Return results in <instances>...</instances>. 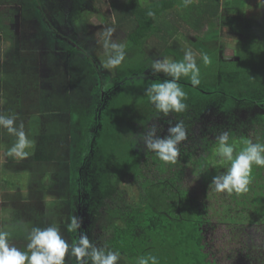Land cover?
<instances>
[{"label": "rangeland", "instance_id": "obj_1", "mask_svg": "<svg viewBox=\"0 0 264 264\" xmlns=\"http://www.w3.org/2000/svg\"><path fill=\"white\" fill-rule=\"evenodd\" d=\"M25 1L0 0V70L6 73L0 81L1 113L17 114V124L23 123L30 141L25 149V157H11L7 155L6 140L8 138L12 144L15 138L7 133L0 135V227L12 232L11 243L19 249L27 244L24 230L31 226L56 224L63 238L73 243L66 225L69 216L74 213L83 219L81 231L84 232L83 228L87 230L89 240L97 247L106 248L104 240L110 235V230L100 226L97 215L98 208L104 205V195L112 190L113 162H120L127 147L137 144L138 136L155 117H165L157 114L144 94L149 84L169 79L149 77L152 61L163 58L179 61L188 50L196 57L201 84L193 87L182 77L179 84L187 93L184 101L187 109L168 115L175 116L177 121L182 120L188 127L203 114L204 108L213 109L221 100L211 91L232 92L240 97L259 96L263 91L250 90V84L246 83H251V80L248 81L246 77H264V5H260L258 0L246 1L243 15L238 20L245 19L237 22L236 30L224 26L220 34L208 26L198 36L194 28L190 33L189 25L185 24L187 30H183L185 25L182 24V27L179 21L174 20L175 24H179L177 39L173 38L168 48L160 49L167 52H157L155 49L149 52L145 48L150 47L149 41L144 47L134 45L127 38V24L125 28L113 26L111 40L126 45V56L118 68H102L100 72V69L96 71L94 62L99 60L104 65L108 59L104 48L105 28L111 27V23L118 25L110 0H105L108 6L102 4V11L85 2L70 20L53 17L56 13L53 9L56 11L59 5L65 8L68 17L73 13L69 0L65 5L63 0L60 4L59 0H39L45 17L55 22V28L62 35L71 36L77 49H80L67 50L68 53L55 50L56 56L51 50L52 42L50 51L46 48L44 51L47 52L37 54L36 51L43 48L39 37L40 46L37 45L36 49L32 47L36 43L32 38H36L39 29L34 22L39 20L30 18L32 9ZM98 1L100 3L92 2V5L95 7L104 2ZM66 25L70 28L66 29ZM224 32H230L233 37L222 36ZM158 40L154 38L150 43ZM66 45L73 47L71 43ZM202 53L209 57L207 65L200 59ZM237 56L242 60L239 61ZM247 58H253L251 61L254 64L246 61ZM139 73L143 76H137ZM0 74L3 77L4 73ZM131 75L135 77L127 79ZM113 84H118L117 89L113 90L99 110L100 98ZM238 113L243 120L254 111L241 109ZM211 117L209 121L221 120L220 115ZM95 131L92 160L82 168L79 165L83 151H88ZM249 135L256 139L253 130ZM187 166L185 185L203 200L202 181L192 159L187 161ZM81 187L84 199L77 198ZM138 193L137 185L126 178L119 184L116 196L134 203ZM223 198L233 200L230 194L220 193L207 202L219 208L216 200ZM78 200L86 201L81 216L78 215ZM232 207L239 210L236 204ZM224 210L222 206L221 212ZM213 220L215 227L214 224L206 225V239L221 264H264V225L242 223L233 232L226 223ZM252 250L255 251L254 257H248ZM66 261L67 264H74L72 258L67 256Z\"/></svg>", "mask_w": 264, "mask_h": 264}, {"label": "trees", "instance_id": "obj_2", "mask_svg": "<svg viewBox=\"0 0 264 264\" xmlns=\"http://www.w3.org/2000/svg\"><path fill=\"white\" fill-rule=\"evenodd\" d=\"M12 1L22 2V0ZM246 1L248 0H188L186 3V0H110L118 24L111 23V27L125 28L124 26L127 24V38L134 45L144 47L149 41L150 47H145L146 50L155 49L154 51L157 52H167L168 50L160 51V49L162 47L168 48L167 46L176 36L179 29L177 25L179 24H175L174 20L179 21L182 27V24L189 25V32L195 29L198 36L208 26L216 29L218 33L224 26L230 27L233 31L236 30L237 22H242L245 19L238 20L243 15V7H245ZM60 2L61 0H59V4ZM85 2H89L93 8L98 7L101 11L104 10L102 4L108 6L105 0L95 7L92 2L95 4V2L100 3V1L72 0L70 6L74 11L73 13L70 12L69 17L61 5L55 8L57 9L55 16L63 20H70L74 13L81 10L82 4ZM25 4L32 9L30 18L39 20L34 22L39 27L36 38H32L33 41L36 40L34 45L40 46L39 37L42 39L43 49H50L51 42L53 43L51 48L55 43L66 46L67 41L58 36L59 33L55 26H52L48 18L45 17L40 1L26 0ZM23 7L25 6L23 5ZM53 11L55 10L53 9ZM149 12L153 15L150 16ZM166 12L170 14H164ZM187 25L184 26L183 30H187ZM222 36L233 37L230 32L227 34L224 32ZM154 38L159 39L158 42L150 43V40L154 41ZM237 48L240 53L238 45ZM72 49L73 51H80L76 46L70 48L71 51ZM237 59L242 60L240 57ZM247 60L250 64H254L251 61L253 58L251 60L247 58ZM95 61L94 64L97 69L95 70L100 69L101 72L102 68L105 67L99 60ZM236 72L239 75V71ZM0 73H4L3 77L0 74L1 81L5 78L6 73L2 70ZM140 75L143 76L140 73L137 76ZM131 77H135V75L128 76L127 79ZM149 77L169 78L164 74H153L152 72H149ZM246 78L248 81L251 80V83H246L250 84V90L256 92L261 89L263 94L254 95L250 98L247 96L240 97L232 92L211 91L210 93L219 95L221 100L213 108L214 110L211 107L204 108L203 114L199 118L197 117V121H194L191 127L185 125L188 135L187 139L179 145L180 155L176 163L166 164L162 162L153 152L144 148L141 140V136L151 125L157 126V135H166L169 125L178 122L173 115L167 118L159 115L155 117V120L147 125L138 136L135 141L138 145L133 144V147H127L122 160L113 162L115 170L112 171V190L108 195H104V205L101 209L98 208L99 212L96 215L99 217L100 226L104 230H110V235L104 240L105 249L120 253L118 264H138L140 257L152 256L156 258L155 264H221L218 257L213 254L212 248L209 246L210 243L206 239L207 226L214 224L213 219H218L219 223H226L233 232L242 223L264 225V167L253 166L251 183L247 192L240 194L233 192L230 194L233 200L224 198L223 200H216L219 208L214 207L213 203L207 202L210 198L218 197L220 194L214 190V186H210L212 177L226 170L228 166L227 164L222 165L216 154V138L222 132H229V142L234 146V155L245 147V141L249 139L254 143H264V77L251 75ZM117 87L118 84H113L109 91L106 90L103 93L98 106L99 110L103 108L108 97ZM1 108L0 99V113ZM241 109H250L254 113H250L247 119L242 120L238 113ZM216 115H220V121L208 120L212 118L211 116ZM252 130L255 132L256 139H252L249 135ZM96 132L89 142L88 151H83L84 155L79 165L82 168L92 160L94 151L92 139H94ZM0 135H5V132H0ZM6 144L9 149L11 143L8 138ZM191 159L202 181L203 193L205 194L203 200L194 195L193 190L185 185L187 161ZM126 178L132 179L139 189L138 199L134 203L116 196L119 184ZM81 181L83 180L81 179ZM79 197L84 199L83 187L78 190L77 198ZM85 202L84 200L77 201L78 215L80 216L83 214ZM234 204L239 207V210L232 207ZM222 206L225 207L223 212H221ZM83 230L87 232L85 228ZM81 232V229L77 232H71L73 243L78 241ZM260 248L263 247L260 246ZM20 249L26 251V245H22ZM253 252L255 253L252 250L250 254H247L248 257H254ZM72 261L75 264L74 258ZM149 264H153V262L149 260Z\"/></svg>", "mask_w": 264, "mask_h": 264}, {"label": "clouds", "instance_id": "obj_3", "mask_svg": "<svg viewBox=\"0 0 264 264\" xmlns=\"http://www.w3.org/2000/svg\"><path fill=\"white\" fill-rule=\"evenodd\" d=\"M258 3L264 5V0H258ZM149 15L153 13L149 12ZM113 33V27L105 28L104 48L108 59L103 67L109 70L118 68L126 56V45L112 42ZM200 59L205 65L210 62L206 53H202ZM150 69L153 74L163 73L169 77L162 82L149 84L144 90L157 114L166 117L169 113L184 112L187 109L184 102L187 93L179 81L184 77L193 87L201 84L200 68L193 52L185 51L179 61L169 58L153 60ZM17 119L15 113H0V132L15 138L7 155L23 158L27 155L25 149L29 147L30 141L23 123L17 124ZM187 135L185 124L181 120L169 125L164 136L157 135V126L151 125L143 133L141 140L144 148L153 152L159 160L166 164H174L180 155L179 145L187 139ZM229 141L230 135L227 131L216 138V154L220 158V163L228 166L226 170L212 177L210 186H214V190L219 193L240 194L248 191L253 166L264 167V143H254L249 139L245 141V147L234 155V146ZM82 224L83 219L73 213L69 216L67 231L77 232L82 229ZM24 233L27 241L26 251L11 243V231L6 227H0V264H67L66 256L74 258L75 264H118L120 261L118 251L97 247L89 240L86 232H81L78 241L74 243H69L63 238L56 224L47 227L31 226L25 228ZM149 260L155 264L156 258L140 257L138 264H149Z\"/></svg>", "mask_w": 264, "mask_h": 264}, {"label": "crops", "instance_id": "obj_4", "mask_svg": "<svg viewBox=\"0 0 264 264\" xmlns=\"http://www.w3.org/2000/svg\"><path fill=\"white\" fill-rule=\"evenodd\" d=\"M57 31H58V30H57ZM58 33H59L58 36L64 38L65 41H67V43H71L73 46H75L74 41H73V38H71V36H66V35H64V34L62 35L59 31H58ZM75 43H77V42L75 41ZM99 44H100V43H99ZM54 45H55V44H54ZM54 45H53V47L51 48V50H52V52H53V56H56V55H55V50H56V51L61 50L63 53H64V51H66V52L68 53L67 50H69V51L71 52L70 48H68L67 45L64 46L63 44H60V43L57 44L56 47H55ZM35 47H37V45H33V48H35ZM44 50H47V49H43V48H42V50L39 49V51H36V52H37V54L42 55V54H44L45 52H47V51H44ZM48 50L50 51V49H48ZM59 56H60V55H59ZM48 57H49V56H48Z\"/></svg>", "mask_w": 264, "mask_h": 264}, {"label": "flooded vegetation", "instance_id": "obj_5", "mask_svg": "<svg viewBox=\"0 0 264 264\" xmlns=\"http://www.w3.org/2000/svg\"><path fill=\"white\" fill-rule=\"evenodd\" d=\"M70 1V3H72V0H69ZM63 3H64V5H65V3H67V0H63ZM63 5V4H62ZM54 12H57V11H54ZM54 18L56 17L55 15L53 16ZM49 23L52 25V26H54L55 25V22H53V21H51V20H49ZM65 27V26H64ZM70 27L68 26V25H66V29H69ZM57 29V28H56ZM60 32V31H59Z\"/></svg>", "mask_w": 264, "mask_h": 264}]
</instances>
